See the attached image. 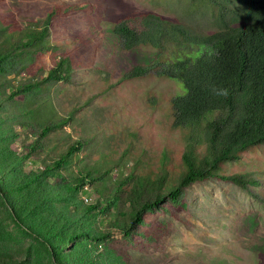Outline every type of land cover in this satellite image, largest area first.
<instances>
[{"label":"rangeland","instance_id":"374dc122","mask_svg":"<svg viewBox=\"0 0 264 264\" xmlns=\"http://www.w3.org/2000/svg\"><path fill=\"white\" fill-rule=\"evenodd\" d=\"M3 1L0 20L11 15L25 28L34 27L35 21L41 20L57 3H87L86 9L76 12L78 21L75 16L54 21L49 37L62 39L57 41L60 47L51 59L59 58L73 46V37L64 39L65 35L86 29L94 21L100 28L108 27L111 16L117 17L123 7L181 19L199 33H212L218 27V9L209 0ZM96 51L95 63L86 62L77 67L70 82L38 85L29 95L0 100V150L12 154V157L6 156L8 166L0 161L6 168L5 181L9 178L8 183L20 185L31 170L40 171L59 158L77 141V134L87 143L57 169L58 176H50V183L36 189L57 192V181L72 180L86 167H97L103 153L118 148L125 150L132 141L143 144L153 156L165 143L174 146L172 138H179V134L168 130L169 101L174 92L171 82L152 75L131 76L133 65L146 64L149 59L141 58L138 49L122 50L120 44L107 36L102 37ZM25 59L27 65L16 57L0 63V99L21 83L39 81L45 73L38 68L37 56L27 55ZM31 63L34 68L29 69ZM47 101H52L63 116H68L72 109L76 113L73 120L52 129L40 140V120L28 113ZM243 170L252 171L259 178V184L244 189L229 180L199 181L189 187L184 201L172 208L149 210L144 216L145 222L136 225L129 236L111 228L107 217L118 214L122 219L128 210L127 192L116 191L121 170H114L112 182L99 179L85 185L88 193L80 190L71 198L73 212L67 217L60 214V205H67V200L59 201L60 205L52 212L33 190L14 193L10 199L0 193V264H57V253L45 238L58 243L60 237L56 233L63 230L65 233L66 227L73 225L77 218L85 219L78 224L109 230L111 234L104 240L86 239L77 250L71 248L73 244H63L67 254L59 256L62 264H112V259L114 264H264V144L259 153L247 151L241 160L225 165L226 173ZM103 196L110 202L107 212H99V208L88 210L91 203L99 200L102 207ZM19 205L23 208L19 209ZM30 210L36 212L31 214ZM87 251L89 254H85ZM89 257L92 262H86Z\"/></svg>","mask_w":264,"mask_h":264},{"label":"trees","instance_id":"16d2710c","mask_svg":"<svg viewBox=\"0 0 264 264\" xmlns=\"http://www.w3.org/2000/svg\"><path fill=\"white\" fill-rule=\"evenodd\" d=\"M209 1L218 9V27L212 33H199L181 19L158 12L123 7L117 17L111 16L108 27L100 28L94 21L86 29L73 30L71 35H65L64 39L73 37V46L54 59L51 55L59 50L57 41L62 39L49 37L54 21L72 16L78 21L76 12L86 9L87 3H57L41 20L35 21L34 27H22L20 21L11 15L0 20V63L16 57L27 65L25 56H37L38 68L45 72L35 83L15 86L5 95L7 97L0 99L2 102L29 95L38 85L70 82L77 67L86 62L95 63L94 53L100 47L102 37L107 36L120 44L122 50L138 49L141 58L149 59L146 64L133 65L131 76L152 75L171 82L174 92L169 101L168 130L171 134H179V138H172L174 146L165 143L157 155L149 154L143 144L132 141L125 150L118 148L103 153L97 167H86L72 180L62 178L57 181V192L46 188L45 193L36 189L50 183V176H58L57 169L87 143L77 134V141L59 158L40 171L31 170V174H27L26 180L18 186L12 181L8 183L9 178L4 180L6 168L0 165L1 195L10 199L14 193L33 190L41 195L52 212L59 201L67 200V205L59 204L60 214L67 217L73 212L70 209L73 205L71 198L80 190L88 193L85 185L99 179L110 180L114 178L111 177L114 170H121L116 191L119 193L124 189L127 192L128 210L122 219L118 214L107 217L111 228L129 236L136 225L145 222L144 216L149 210L165 206L172 208L184 201L189 187L199 181L229 180L244 189L258 185L259 178L252 171L226 173L225 165L241 160L247 151L259 153L264 144V0ZM3 5L5 1L0 0V6ZM28 67L34 68V63ZM75 113L76 110L72 109L68 116H63L52 101H47L34 106L28 115L39 118L41 140L52 129L73 120ZM6 156L12 157V154L0 150V161L8 166L6 160L9 157ZM27 156L32 157L30 154ZM128 163L132 164L127 166ZM102 200V207H99V200L91 203L88 210L99 208V212H107L110 202L105 196ZM30 211L31 214L36 212ZM87 216L90 218V212ZM57 220L59 223L60 219ZM83 220L77 218L69 228L65 226V233L64 230L56 233L60 237L58 243L45 238L57 253V264H62L59 256L67 254L63 244H73L71 248L77 250L86 239L104 240L111 234L109 230L78 224ZM85 254H89L88 251ZM103 255L108 256L106 253ZM95 256H99V252ZM85 260L93 261L90 257ZM111 262L115 263L113 259Z\"/></svg>","mask_w":264,"mask_h":264}]
</instances>
